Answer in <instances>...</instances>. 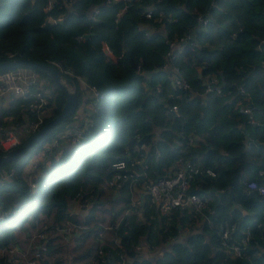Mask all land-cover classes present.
Wrapping results in <instances>:
<instances>
[{"label": "trees", "instance_id": "trees-1", "mask_svg": "<svg viewBox=\"0 0 264 264\" xmlns=\"http://www.w3.org/2000/svg\"><path fill=\"white\" fill-rule=\"evenodd\" d=\"M123 4L0 0V60L24 57L52 67L53 60L59 61L72 72L65 76L75 86L77 104L82 86L75 75L103 95L96 109L88 110L92 124L82 141L61 144L48 156L34 188L25 178L29 160L70 126L77 106L22 155L0 164V210L17 208L0 220V264H28L20 252L33 256L41 242L31 237L37 231H44L46 239L42 264H125L128 257L134 258L130 264H264L263 253L251 258L246 248V258L235 257L217 241L223 223L242 217L243 209L253 217L250 232L262 248L264 195L247 184L264 181V172L259 173L264 168V0H128L122 10ZM146 8L152 17H144ZM158 12L160 20L154 19ZM198 16L208 20L201 24ZM57 17L60 21H48ZM186 35L189 41L182 40ZM171 48L170 65L187 80L186 90L172 86L170 69L160 66ZM204 73L216 75L223 92H229H202ZM38 74L60 89L48 75ZM239 85L247 91L248 98L241 100L251 106L252 121L237 111ZM172 103L177 115L168 109ZM180 127L194 137L184 157L212 171L196 174L189 186L203 206L162 213L147 197L138 208L130 206L134 186L163 174L175 161L173 141ZM140 157L143 163L120 186H107L111 161ZM211 186L220 194L209 191ZM78 202L84 206L77 207ZM125 209L130 213L115 228L102 227ZM187 220L202 222L183 241H175L177 224ZM67 223L70 232L62 234ZM245 226L238 224L235 231ZM240 236L232 233L231 240ZM160 241L170 246L155 258L140 254L141 242L152 246ZM11 245L14 253L8 251Z\"/></svg>", "mask_w": 264, "mask_h": 264}, {"label": "built area", "instance_id": "built-area-1", "mask_svg": "<svg viewBox=\"0 0 264 264\" xmlns=\"http://www.w3.org/2000/svg\"><path fill=\"white\" fill-rule=\"evenodd\" d=\"M117 1V0H106V2ZM128 0H123L124 4L122 10L125 9ZM50 0H47V5H49ZM96 9H94V12ZM145 18L152 17L151 8H146L143 12ZM161 13H157L154 17L156 20H160ZM56 19H60L57 17ZM201 24H205L208 17H197ZM54 20V19H52ZM144 34L148 35L149 30L144 29ZM191 39L190 35H186L182 40L189 41ZM170 47L174 45L169 44ZM102 48L106 53H109V49L106 44H102ZM165 61L160 65L162 68H169L171 71V84L175 88L186 90L189 88L187 80L178 73V68L171 64L170 60L173 58V52L167 51ZM53 65L62 75H71L72 72L69 68L63 66L59 61L53 60ZM171 67V68H170ZM140 70V67H137ZM80 84L86 85L88 90L93 97L91 106L92 110L97 107V101L103 97L102 93L94 85H89L84 83L83 79L75 75ZM202 92H214L216 94L223 95L228 93L229 90H224L223 84L220 82L219 78L211 73H204L201 76ZM158 88V87H157ZM0 93H7L9 96H20L24 99V105L26 112L28 114V119L22 129L21 133H16L14 129L5 128L0 126V154L15 148L18 146L25 138L30 136L35 132L40 124L45 120L46 116L44 114L45 108L48 107L50 102V95L48 91L36 85V76L34 74H28L20 68H7L0 70ZM238 99L236 101L237 111L240 113L247 114L249 120L251 119V106L247 102H243L241 99H247V91L242 85L237 87ZM168 109L174 114H178L177 104L172 103L169 105ZM92 124L91 119L88 117L84 120L72 119L70 126L65 128L58 136L43 143L41 148V155L39 159L29 160L28 174H27V184L32 189L35 186V178L37 173L40 171L41 166L48 163V156H54L56 149L60 147L61 144H77L82 141L83 133ZM16 125V123L14 124ZM194 141V137L190 133H186L183 127H180L177 136L173 143L176 147L178 153L175 161L170 165V167L160 175H156L152 180H146L142 182L141 187L146 194L147 200L151 205H154L162 213L168 212L171 209H182L186 208L189 210L199 211L203 206V200L195 192L189 190L191 181L196 174L206 173L212 174L210 168L203 167L201 163L192 160L188 157H184L185 147L191 145ZM127 153H129L127 151ZM141 158V157H140ZM143 163L142 158H130L127 161L124 159H116L109 163L108 177L106 184L108 187H118L121 185V181L125 178L131 176V172L136 164ZM145 166V164H144ZM13 172L11 168L8 172L10 175ZM264 168L259 171L263 173ZM7 176V175H6ZM4 177H0V182ZM247 186L250 189H255L257 193L264 195V181L260 184H256L253 181L248 182ZM136 200H131L130 206H135ZM17 211V208H11L10 210L2 209L0 210V220H4L10 214ZM130 213L129 209H125L120 217L114 221H109L105 223L103 228L113 229L119 222L125 218ZM262 218H264V209L261 211ZM257 225H262L260 222ZM235 221H225L218 232L217 241L218 244L229 251L235 257H247L245 250L248 246L251 230L249 226H245L241 236L237 241L231 240V234L236 230ZM62 234H69L70 224H65L60 228ZM32 238L40 239L38 249L33 253L31 258H26L25 253H21L20 256L25 258L28 264H42L40 261L43 253L46 249V239L44 231H37L32 234ZM261 238V252L264 255V229L260 235ZM138 247V246H137ZM8 251L11 253L15 252L13 245L8 247ZM100 255V251L98 252ZM101 256V255H100ZM14 259H17L15 257ZM102 259V257L100 258Z\"/></svg>", "mask_w": 264, "mask_h": 264}, {"label": "crops", "instance_id": "crops-1", "mask_svg": "<svg viewBox=\"0 0 264 264\" xmlns=\"http://www.w3.org/2000/svg\"><path fill=\"white\" fill-rule=\"evenodd\" d=\"M23 71H25L28 74H30V73L34 74L35 73L34 71H30V70H23ZM36 82L39 85L42 84L41 87L45 88L50 95V102L48 104V107L45 108V110H44V114L47 118L50 115H54L58 111L60 104L62 102V99H63V92H62L60 87H59L60 89H57L55 86H53V84H51V82H49V80L47 78H45V76H43L41 74H38V76L36 77ZM81 86L82 87H80L81 89L79 92L80 100L78 101V104H77L78 109H77V111H75V114H74V119H76V120H84L85 118H87L88 110L91 109V106L93 105V103H92L93 97L91 96L89 90L85 89L83 84H81ZM91 111H92V109H91ZM27 119H28V114L26 112L25 105H24V99L22 97H20V96L11 97L7 93H0V125L1 126L5 127V128L14 129V131L19 134L22 132V129H23ZM15 123H16V125H14ZM210 123H211V120H209L206 123L207 126H209ZM39 158H40V156L38 154V156L33 158V159H39ZM28 165H29V163H28ZM28 172H29V170H28V166H27V169L25 171L26 180H27ZM156 175H159V174H156ZM141 184L139 186L137 185V187L134 186V192H132L131 199H130V202H131V200L137 201V203L135 204V207H137V208H138L137 205L141 204L142 200H144L146 197V194L142 190ZM248 189H250V188L248 187ZM115 193L116 192H114V194ZM83 206H84V204L82 202L77 203V207H83ZM71 210H72L71 214L74 217L76 212H77V209H76V207L73 206ZM165 213H167V212H165ZM138 214H140V212ZM241 215H242V217L234 216L233 219L235 220L236 225H238V224H242L244 226L245 225L246 226L252 225L253 217L251 216L250 212L247 213V211L241 209ZM200 221H194L192 223H189L187 220V221L183 222L181 227L179 226V224H177L178 235L176 238H179V241H183L192 227L200 226V224L202 222V221L201 222ZM196 230L200 231L199 229H196ZM233 233L237 237V234L241 235L242 232L239 233V231H237V232L234 231ZM76 234L77 233L75 232V235ZM258 240H259L258 237L256 238L254 236V234H252V233L250 234L247 249H248V253H249L251 258H252V256H256V255L258 256L259 253L261 252V248H260ZM168 245H169V242H161V241L158 244L152 245V246H149V245L145 244L144 242L143 243L141 242L140 246L138 248H139L140 254H142V255L146 254L147 256H157V255H159V253L162 250H165V248H167ZM21 253H24V252H20V254ZM133 260H134L133 257L125 258V264H130Z\"/></svg>", "mask_w": 264, "mask_h": 264}, {"label": "water", "instance_id": "water-1", "mask_svg": "<svg viewBox=\"0 0 264 264\" xmlns=\"http://www.w3.org/2000/svg\"><path fill=\"white\" fill-rule=\"evenodd\" d=\"M48 21H60V19H48ZM13 67H24L34 69L36 71V73H34L36 77L38 76V72L48 75L61 88L63 92V102L60 106L59 111L49 117L35 132L25 138L15 148L0 154V164H3L6 161L13 160L18 156L22 155L34 142L44 136L54 123H56L60 119L71 115L77 106V99L74 90L75 86L73 82L65 75H62L55 67H52L43 62L30 60L24 57H17L12 60H0V70ZM84 88L88 89L86 85H84ZM208 190L220 194V191L215 190L213 186H211ZM250 194L254 195L253 193ZM59 203L62 202L59 201ZM175 241H179V238H176ZM169 246L170 242L168 247ZM153 258H155V256H153Z\"/></svg>", "mask_w": 264, "mask_h": 264}, {"label": "rangeland", "instance_id": "rangeland-1", "mask_svg": "<svg viewBox=\"0 0 264 264\" xmlns=\"http://www.w3.org/2000/svg\"><path fill=\"white\" fill-rule=\"evenodd\" d=\"M109 54H110V53H109ZM21 69H22V68H21ZM22 70H27V69L24 68V69H22ZM77 109H78V108H77ZM77 109H76V111H77ZM108 222H109V221H108ZM105 223H107V222H105ZM105 223L102 224V227L105 225ZM105 229H106V228H105Z\"/></svg>", "mask_w": 264, "mask_h": 264}]
</instances>
